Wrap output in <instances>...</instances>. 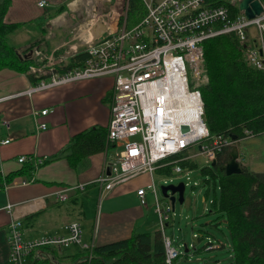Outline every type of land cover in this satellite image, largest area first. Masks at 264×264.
<instances>
[{
  "label": "crops",
  "instance_id": "1",
  "mask_svg": "<svg viewBox=\"0 0 264 264\" xmlns=\"http://www.w3.org/2000/svg\"><path fill=\"white\" fill-rule=\"evenodd\" d=\"M39 1L41 0H12L5 19L21 23L15 31L22 32V37L16 40L20 52L33 58V50L37 47L48 55L64 57L63 65H67L69 58L81 49L85 52V40L97 39L109 28L115 29L113 22L119 24L121 19L120 13L117 18L115 15L118 14L117 7L122 4L120 0H45L47 4L43 6L39 5ZM85 13L89 16H85ZM123 19L120 25L124 24L127 28L136 24H130L126 16ZM72 29H80V32L72 35ZM249 39L253 40L251 36ZM33 60L35 62V58ZM36 82L37 77L29 71L18 72L9 68L0 70V264H6L10 259L7 230L14 216L22 220L25 237L66 235L65 225L72 220H79L82 229L84 227V195L94 197L97 201L96 215L89 224L91 232L87 237L83 236L86 243L94 245L123 239L129 237L133 230H155L159 225L165 233V227L173 223L171 218L164 228L159 215L156 217L159 218L157 226L155 221L149 222L151 210L156 212L155 202L153 205L148 200V193H153L146 191L147 203L143 205L139 200L138 189L151 179L156 184L155 170H163L160 167L168 163L172 164L174 171L176 163L187 159L195 166L183 168L184 171L185 168L190 169L192 175V169L198 167L195 156H201L206 161L202 167L212 163L214 159L199 153V148L193 153L188 148L168 157V161H159L152 173H140L105 191L97 179L115 158L117 151L113 143H108L107 130L113 102L114 75L84 78L39 90L32 95L23 92ZM33 107L48 109L47 114L39 117L40 121L46 123L45 128L38 126L32 113ZM95 126L106 130L95 129ZM92 130L104 132L103 148L88 153L77 151L75 145L85 136L82 132L92 133ZM256 136L262 138L252 147L264 146V132ZM249 137L251 136L238 139L232 146L230 155L237 152V159L243 167L264 172V152L261 158L259 154L253 156L243 144ZM6 138H9L8 142H1ZM21 155L28 156L26 161L35 162L39 157H46V160L39 166L35 165L31 176H16L9 182V187L5 188L6 176L19 170L26 162L19 161ZM80 183H85V189L69 191L66 200L57 199L56 190ZM166 203L171 204V200ZM9 204L12 205L14 216L8 209ZM205 204L208 207L207 200ZM185 246L190 255L188 244ZM80 248L81 245L72 244L66 247L65 252ZM217 257L213 255L212 259Z\"/></svg>",
  "mask_w": 264,
  "mask_h": 264
},
{
  "label": "built area",
  "instance_id": "2",
  "mask_svg": "<svg viewBox=\"0 0 264 264\" xmlns=\"http://www.w3.org/2000/svg\"><path fill=\"white\" fill-rule=\"evenodd\" d=\"M126 1L128 0H124L121 5ZM143 1L147 13L133 27L123 26L115 30L109 28L101 37L85 40V52L88 56L80 67L67 69L63 65L64 57L48 55L44 50L35 47V62L29 66L28 71L37 77V82L23 91L32 95L39 90L80 79L115 74L108 141L115 145L117 151L115 158L97 179L105 191L140 173H152L159 161L188 149L192 144L198 143V152L210 159L216 158V153L222 146L232 145V136L210 135L203 118L204 100L200 86L209 80L203 44L208 38L231 31L244 43L250 37L251 26H256L264 35V11L250 18L240 10L232 17L227 5H212L208 0ZM45 4V0L39 1L40 6ZM263 35L262 40L255 44L253 40L256 38H253L251 46L247 48L248 58L262 71ZM58 64H61V68H58ZM188 68L193 73L194 80L191 83ZM182 106L192 108L190 116L181 113ZM32 113L38 126L45 128L46 123L40 121L39 117L47 114L48 109L33 107ZM196 122L202 128L198 134L193 133ZM182 124L190 125V130L182 131ZM246 133L253 136L248 130ZM8 141L9 138H6L1 142ZM27 159L26 155L19 157L20 162ZM45 160L46 157H39L34 163L39 166ZM174 171L185 172L188 179H191L190 171H184L180 165L176 164ZM9 185V182L4 181L5 188ZM85 186V183L63 186L56 190V197L66 200L69 191L83 190ZM147 190L156 199L155 210L164 228L173 216V206L159 202L158 188L153 180L138 189L141 204L147 203ZM8 209L14 216L11 204ZM22 227V220L14 216L7 230L10 260L20 264H23V259L32 250L41 246H93L84 241L79 220H72L65 225L66 235L25 237ZM194 235L198 236L196 233ZM163 239L166 263L174 264L180 251L173 245L171 236L164 233Z\"/></svg>",
  "mask_w": 264,
  "mask_h": 264
},
{
  "label": "trees",
  "instance_id": "3",
  "mask_svg": "<svg viewBox=\"0 0 264 264\" xmlns=\"http://www.w3.org/2000/svg\"><path fill=\"white\" fill-rule=\"evenodd\" d=\"M11 2L12 0H0V70L9 68L28 72L29 66L34 63L33 58L25 52H20L17 46L10 42V35L21 24L5 19ZM208 2L212 5H227L232 17L240 12L239 1ZM127 5L126 17L130 24L137 23L147 13L143 0H128ZM251 42L247 39L242 43L237 34L231 31L208 38L203 44L209 77L208 82L200 86L204 100V121L212 136L236 135L232 145L222 146L220 151L218 150L214 165L210 163L200 168V172L205 176L204 184L211 182L214 190L209 211L214 214V218L210 222H224L229 230L231 264H264V172H255L243 167L242 172L228 174L221 168L229 159L234 143L249 136L247 130L253 136L264 132V71L255 67L247 57V48L251 46ZM86 55L88 56L81 49L69 58L65 68L82 66ZM57 66L61 68V64ZM94 128L103 129L104 132L106 130L104 127ZM104 132L83 131L85 136L77 142L75 149L88 153L103 148ZM177 154L167 156L163 160L168 161V157ZM180 163L182 167L195 166L187 159ZM160 168L172 172L171 163ZM34 170L35 164L29 160L5 179L10 182L19 175L31 176ZM207 189L209 192L210 187ZM163 235L161 227L147 231L133 230L127 238L94 244L89 248L81 247L73 252H65L66 247L57 245L41 246L32 250L23 259V264H166ZM216 260L221 262L220 264L223 263L220 258ZM6 264L20 263L9 259Z\"/></svg>",
  "mask_w": 264,
  "mask_h": 264
},
{
  "label": "rangeland",
  "instance_id": "4",
  "mask_svg": "<svg viewBox=\"0 0 264 264\" xmlns=\"http://www.w3.org/2000/svg\"><path fill=\"white\" fill-rule=\"evenodd\" d=\"M231 1L237 2L239 0ZM120 2L123 3V0H120ZM127 7V1L123 4V6L120 4V6L117 7L118 14H115L116 18L118 17L119 13L120 18L126 16ZM85 16H89L88 13H85ZM91 17H93V15H91ZM113 25L116 28L124 26V24L120 25L117 22L116 24L113 22ZM250 31L252 34L250 33ZM79 32L80 29H72V35L75 33L77 34ZM21 33L22 32H20L19 30L18 32H14L13 34H11L10 42L18 46L16 40H19L20 37H22ZM249 35L251 36V39H253V36L256 37L257 40H253V44H255L256 42L262 40L261 37L263 34L260 33L256 26H251L249 30ZM18 42L20 43L22 41ZM188 72L189 80L191 83L194 80L193 73L190 68H188ZM260 138H262V136H251L249 138H246L247 140H244L243 144L248 150V153L250 150L253 156L259 154L258 156H260L261 158V155H263L264 152V146L262 145L259 148L252 147L254 143L260 141ZM198 146L199 144L195 143L192 144L189 149L193 153L194 151H197ZM194 159L198 162V167L192 169L193 174H190L191 180L187 178L185 173H178L175 171H172L170 173L165 170H155L154 172V176L156 178V185L158 187V192L163 204L168 202L170 198L163 196L162 185H176L180 182L185 183L184 200L182 202H180L178 199L175 201V205L172 210L173 216L171 217V221L173 223L165 227V233L171 236V238L173 239V245L177 247V249L180 251V255L174 260V264H200L203 262H205V264H214L215 262H217V260L212 259L213 255H217V258H220L223 262L222 264H231V255L229 250L231 246V239L229 230L224 224V222H210L211 219L214 218V214L209 212L211 208V201L214 198V190L211 182L204 184L203 180L205 176L200 172V168L202 167L204 162L206 163V161L201 156H195ZM185 171L191 172L190 169L186 168ZM151 181L152 179L149 182L145 183L143 186H147V184ZM195 182H198V184H196ZM208 187H210L209 192H207ZM217 192L219 193V186L217 188ZM208 194H210V197H208ZM152 195L148 193V200L154 205L155 199ZM93 198L94 197H87L86 195H84L86 210V215L83 218V221L85 223L83 225L84 237H87V235H89V233L91 232L89 224H91L92 218L96 215L97 201H95V199ZM204 200L205 202L207 200L208 207L206 206ZM195 207H197V212H195ZM156 213L157 212L151 210L148 219L149 222L155 221V226L159 224V218H156L158 214ZM86 216H88V218ZM147 228L149 229L150 227ZM195 233L198 236H195ZM186 243L188 244L190 255H186ZM197 248H199L198 251L195 250Z\"/></svg>",
  "mask_w": 264,
  "mask_h": 264
},
{
  "label": "water",
  "instance_id": "5",
  "mask_svg": "<svg viewBox=\"0 0 264 264\" xmlns=\"http://www.w3.org/2000/svg\"><path fill=\"white\" fill-rule=\"evenodd\" d=\"M238 5L240 10H243L246 16L250 18L264 11V5L261 0H239ZM181 130L184 132L189 131L190 125L182 124ZM231 136L232 138L236 139V135H231ZM237 158H238L237 152L231 153L230 158L221 166V168H223L228 174L242 172L243 166ZM215 162L216 160L214 159L212 164L214 165ZM184 189H185L184 182H180L179 184L176 185L174 184L162 185L163 196L169 197L171 199L173 207L177 199L180 202L184 200Z\"/></svg>",
  "mask_w": 264,
  "mask_h": 264
},
{
  "label": "bare ground",
  "instance_id": "6",
  "mask_svg": "<svg viewBox=\"0 0 264 264\" xmlns=\"http://www.w3.org/2000/svg\"><path fill=\"white\" fill-rule=\"evenodd\" d=\"M250 60V59H249ZM251 62V61H250ZM108 74H113V73H108ZM114 75V77H115V80H116V76H115V74H113ZM177 80V79H176ZM177 81H179V80H177ZM178 85V84H177ZM174 93H175V95L178 97V93L174 90ZM182 105V104H181ZM191 110H192V108H189V107H185V106H182L181 107V113L183 114V115H185V114H189L190 112H191ZM189 116H190V114H189ZM185 117V116H184ZM193 128H194V130H193V133H195V134H198V132L202 129L201 128V126L199 125V123H195L194 124V126H193ZM177 165H180L181 167H182V165L180 164V163H176ZM183 168V167H182ZM154 199H155V197H154ZM155 202H156V199H155ZM159 202H161L162 203V200H161V198H160V200H159ZM163 204V203H162ZM167 264V263H166Z\"/></svg>",
  "mask_w": 264,
  "mask_h": 264
}]
</instances>
